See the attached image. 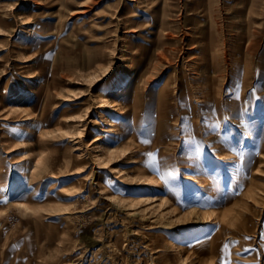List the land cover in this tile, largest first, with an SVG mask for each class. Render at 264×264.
Segmentation results:
<instances>
[{"label": "rangeland", "instance_id": "rangeland-1", "mask_svg": "<svg viewBox=\"0 0 264 264\" xmlns=\"http://www.w3.org/2000/svg\"><path fill=\"white\" fill-rule=\"evenodd\" d=\"M145 1L0 0V264H264V0ZM226 211L234 243L186 259Z\"/></svg>", "mask_w": 264, "mask_h": 264}, {"label": "bare ground", "instance_id": "bare-ground-1", "mask_svg": "<svg viewBox=\"0 0 264 264\" xmlns=\"http://www.w3.org/2000/svg\"><path fill=\"white\" fill-rule=\"evenodd\" d=\"M134 2H135V0H133ZM145 1V0H144ZM192 1V0H191ZM200 1H202L203 2V4H202V7H203V12H205V13H207V11L208 12H210V9H211V7H210V3L208 2V0H197L196 1V3H199ZM146 2V1H145ZM168 2V1H167ZM174 2V1H173ZM186 2V1H185ZM164 3V2H163ZM188 3V2H187ZM190 4V3H189ZM193 4V3H192ZM201 6V5H200ZM139 8V7H138ZM192 8V7H191ZM131 9V8H130ZM80 12H82V11H80ZM159 12V11H158ZM158 12H156V13H158ZM162 15L164 14V16H165V14H167V11L166 10H163L162 9ZM178 14V13H177ZM192 15V14H191ZM143 16V15H142ZM200 16V15H199ZM188 17H190V16H188ZM156 18L158 19L159 18V14L157 15L156 14ZM163 18V17H162ZM197 18H199V17H197ZM216 18V17H215ZM163 20V19H162ZM161 20V21H162ZM198 20V19H197ZM161 21H159V24H160V28L162 29V30H164L165 28H166V26L168 25V22H164L163 24H161L160 22ZM169 21V20H168ZM199 21H201L200 19H199ZM109 22V21H108ZM215 23V21H212V24H211V22H210V24L213 26L214 25V23ZM206 25V24H205ZM168 27H169V25H168ZM200 27V26H199ZM203 27V26H202ZM205 27V26H204ZM203 27V28H204ZM156 28V27H155ZM158 28V27H157ZM206 28V27H205ZM214 28V27H213ZM212 28V29H213ZM151 30V29H150ZM255 30V29H254ZM169 31V30H168ZM257 31V30H256ZM199 32V31H198ZM202 32V31H201ZM159 33V32H158ZM167 34V33H166ZM199 34V33H198ZM169 35V34H168ZM205 36V35H204ZM216 36H217V31H209V33L207 34V36H205V37H203V38H206V40H207V45H205L204 47H203V50H206V49H212L213 47H215V45H217L218 46V44L216 43L217 42V38H216ZM164 37H166V36H164ZM163 37V38H164ZM156 38V37H155ZM162 39V38H161ZM160 39V40H161ZM200 39H202V38H200ZM155 40V39H154ZM152 43V42H151ZM154 43V42H153ZM206 43V42H205ZM244 43V42H243ZM159 44V43H158ZM157 44V45H158ZM155 45V44H154ZM162 46V45H161ZM238 50L241 52V53H243V59H245V60H251L252 59V55H253V52H254V48H253V43H251L250 45H245L244 46V44H240V47H238ZM227 64H229V63H227ZM236 70L237 71H235V77L233 76V78H232V81L234 82V84H239V82H242L243 83V80H241V81H239L240 80V78H241V76H242V74L243 73H247L248 71H249V68H248V66L247 65H245V67L243 68V70H241V69H239V67H237L236 68ZM239 75V76H238ZM244 77H245V75H244ZM205 82V84L207 85L208 83H209V80H205L204 81ZM233 84V83H232ZM233 84V85H234ZM210 85H212L211 83H210ZM243 85V84H242ZM211 88H212V86H211ZM237 88V86L234 88V89H236ZM137 89V88H136ZM136 89H135V91H134V97H132V99H133V102L131 103V107H132V110L134 111V113H135V109H137L136 107H135V105H134V103H136L135 101L136 100H138V99H141V98H143L144 97V95H142L141 93H137L136 92ZM213 90V89H212ZM208 92V91H207ZM234 92V91H233ZM204 94H205V100H208V102H209V104L211 105L212 104V99H211V94L208 92L207 94L205 93V92H203ZM105 93H103V95H104ZM182 94V97H184L185 96V94L184 93H181ZM180 94V95H181ZM169 95V93H168V90H160V92H159V96H158V107H159V109H161L163 106H162V104L159 102V99H162V97H166V96H168ZM177 96V95H176ZM104 97V96H103ZM182 97H180V98H182ZM210 107H212V106H210ZM215 108V107H214ZM69 109V108H68ZM67 109V110H68ZM167 109H168V107H167ZM210 110L212 111L213 109H211L210 108ZM239 110H241V109H239ZM237 108H234L233 109V112H232V114L233 113H235V115L238 113L237 111H239ZM240 112V111H239ZM122 113V112H121ZM241 113V112H240ZM46 114V112H45V110L44 111H42V113L40 114V124L41 125H43V126H45L47 123H48V116L47 115H45ZM126 114V113H125ZM211 114V113H210ZM158 115L160 116V117H165V116H167V113L165 114V112H158ZM212 115H214V114H212ZM217 115V114H216ZM238 115V114H237ZM76 115H75V112H73V111H66L65 112V115H64V119L62 120V121H56V123H55V126H57V124H59V125H68V124H76V122L77 121H84L85 119L81 116V118L80 119H77L76 117H75ZM127 116H128V113H127ZM210 116V115H209ZM234 117V116H233ZM220 118V117H219ZM48 125V124H47ZM162 125V124H161ZM162 130H163V128H162ZM161 130V128L160 129H158V131L159 132H161L162 131ZM104 132H108V130L107 129H104L103 130ZM126 132V131H125ZM78 133V134H77ZM77 135H75L74 136V139H78V138H80V140L82 139V136L83 135H81V134H83V132L81 131V130H78L77 131ZM80 133V134H79ZM74 139H71L70 141H72V140H74ZM99 140V138L97 137V138H95L94 140H93V142H97ZM99 147V146H98ZM75 150H79V146L78 147H76V149H74L73 151H75ZM104 152H110V151H108V150H106V151H104ZM109 154V153H108ZM71 158V157H73V158H77L78 157V155L77 154H71V155H69V156H63L62 157V159H61V161H59V165L58 166H60V167H62V168H64V170L63 171H57L56 169H54V167H55V164H56V159H54L53 160V162H52V165L51 166H53V175H51L50 176V178L52 179L51 180V184H50V186H49V192H52V191H55V190H58V192L59 193H63L64 194V190H63V187L61 188V189H58V178H60V177H62V176H60V174H67L70 170H68L67 168H68V166H67V163H66V158ZM63 158H65V159H63ZM219 159H221V157L219 158ZM82 163H84V164H87L88 162H87V160H84ZM36 167H37V169L38 170H40V169H42L43 167H44V162H40L38 165H36ZM98 168H103V167H98ZM92 171H93V169H92ZM60 172V173H59ZM83 172H85V169H81L80 171H77V173H80V174H82ZM88 177H89V175H88ZM88 177H82V179L83 180H87V178ZM53 179L55 180L54 182H53ZM186 179H187V177H186ZM88 180H90V179H88ZM104 180H105V177H104ZM201 184H202V186L204 187V189H206V186H207V181H205V179H201L200 181H199ZM155 185L156 186H154V190H156V188H159L160 187V183H158V182H156L155 183ZM92 187V186H91ZM91 187H89L88 189H90ZM226 187H229V185H223V187H221L220 188V193L221 194H223V193H226ZM93 188V187H92ZM231 189V191H232V194H235V193H237L236 191L238 190V187H235L234 188V186H232V187H230ZM103 189V188H102ZM91 193L92 191H91V189L88 191V193ZM155 193H154V195L153 196H151V197H149L148 198V200H146V201H151V198L153 199V200H157L158 198H157V193H156V191H154ZM205 192H206V190H205ZM29 197H31V198H38V197H40V192L36 189V190H32L31 191V194L29 195ZM132 201L133 202H136V203H141L142 202V200L138 197V196H132ZM152 202V201H151ZM162 203L160 204V206H162V205H165L166 203H167V201L165 200V198H164V200H162L161 201ZM227 213V214H226ZM226 213H223V214H221V213H219V217H216L217 218V220L215 221V224H216V228H217V230H218V232L216 233V234H214V235H207V236H205V237H203L202 239L200 238V239H197V240H195V241H191V240H186V243H184L183 245H181L180 246V249H182V251L184 252V255H185V258L186 259H190L191 260V262H194V263H205V262H210L211 260H214L215 258H216V256H217V254H218V251H219V247H220V244H219V240H221V238H222V241H224V243H226V244H231V243H234V241H235V238L237 237V234H236V232L234 231L235 229H233L232 227H230L231 225H234L235 223L234 222H228L227 221V219H228V217H229V214H228V212L226 211ZM234 223V224H233ZM235 226V225H234ZM233 226V227H234ZM233 230H232V229ZM224 235H226L224 238H223V236ZM235 250L236 251H239V248H235ZM78 264H83V262L81 261L80 263H78ZM228 264V263H227Z\"/></svg>", "mask_w": 264, "mask_h": 264}]
</instances>
